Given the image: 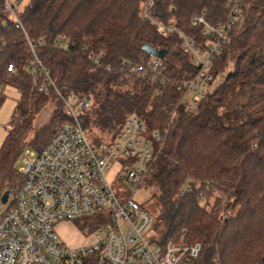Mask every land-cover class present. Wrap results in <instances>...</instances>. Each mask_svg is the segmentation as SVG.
Masks as SVG:
<instances>
[{"label": "trees", "instance_id": "1", "mask_svg": "<svg viewBox=\"0 0 264 264\" xmlns=\"http://www.w3.org/2000/svg\"><path fill=\"white\" fill-rule=\"evenodd\" d=\"M145 1L28 0L17 9V27L4 10L23 0H0V106L4 87L19 94L0 146V197L22 184L18 164L24 149L39 152L69 120L55 91L39 92L26 73V61L33 58L29 41L58 90L89 99L80 122L93 145L109 144L129 115L140 118L148 134L159 133L143 183L159 206L155 240L200 242L202 251L191 264H264V0H241V17L211 70L223 83L191 111L176 107L181 92L174 86L157 94L153 73L130 70L148 65L152 57L142 46L149 45L166 51L154 71L160 76L195 74L178 34L162 36L141 20ZM228 1L152 0L150 15L165 26L174 21L176 30L199 44L206 39L192 18L203 15L208 24H221ZM60 36L67 50L54 45ZM89 55L100 57L99 63ZM8 64L15 73L7 71ZM48 106L47 122L35 128L36 115ZM185 183L188 191L181 195Z\"/></svg>", "mask_w": 264, "mask_h": 264}, {"label": "built area", "instance_id": "2", "mask_svg": "<svg viewBox=\"0 0 264 264\" xmlns=\"http://www.w3.org/2000/svg\"><path fill=\"white\" fill-rule=\"evenodd\" d=\"M151 5L152 0L141 4V20L152 23L162 36L177 33L195 74L177 80L160 76L154 71L161 67V60L152 55L147 66L136 65L130 70L134 74L145 70L153 73L157 94L167 84L174 86L181 92L176 107L181 105L191 111L212 92L216 79L211 70L222 47L230 42L231 30L241 17L242 2L229 0L227 17L218 25L208 24L203 15L192 18L191 24L200 25L206 39L199 44L176 30L174 21L165 26L154 20ZM4 12L21 27L16 7L7 3ZM28 45L33 58L26 61V73L39 92L55 91L69 120L57 128L39 152L28 147L22 153L18 167L22 184L8 194L0 213V264H191L202 251L200 242L155 240L153 217L133 199V193L119 197L113 188L115 181L135 189L143 185L155 158V144L161 140L159 133L153 131L149 137H142L141 133L146 131L144 123L129 115L109 144L92 145L80 122V115L89 108V99L58 90L29 41ZM54 45L64 50L70 47L63 36ZM91 57L97 65L100 57ZM7 71L15 73L16 69L8 64ZM187 191L185 183L180 194ZM96 215L105 221L87 244L67 246L55 231L59 222Z\"/></svg>", "mask_w": 264, "mask_h": 264}, {"label": "rangeland", "instance_id": "3", "mask_svg": "<svg viewBox=\"0 0 264 264\" xmlns=\"http://www.w3.org/2000/svg\"><path fill=\"white\" fill-rule=\"evenodd\" d=\"M28 0H23L18 6V11H20ZM231 66L227 69L229 71ZM223 83V78L220 77L216 79L214 85L211 87V91L216 90ZM2 94L4 96V101L0 106V146L7 136L10 129V123L12 121V113L16 105L19 94L13 87L6 86L3 88ZM51 106L46 107L40 111L34 120V127L38 128L45 124L50 116ZM142 137H149L150 135L145 131L141 133ZM92 144V143H91ZM93 145V144H92ZM20 163L18 164L19 167ZM182 187V186H181ZM113 188L117 190L119 197H128L133 193V199L145 206V210L152 216L155 217L158 213L159 206L155 200L150 196V189H145L144 185H141L138 189L134 187H123L118 181H115ZM181 189V188H180ZM16 190L11 191L9 194H13ZM199 203L203 204V202ZM213 206V199L210 200V205L206 208L208 211L211 210ZM3 211L2 204H0V213ZM105 219L101 218L100 215L87 216L79 218L73 221L59 222L55 224V231L59 236L60 240L67 246H81L87 244L91 241L92 237L97 234L100 227L104 223Z\"/></svg>", "mask_w": 264, "mask_h": 264}, {"label": "water", "instance_id": "4", "mask_svg": "<svg viewBox=\"0 0 264 264\" xmlns=\"http://www.w3.org/2000/svg\"><path fill=\"white\" fill-rule=\"evenodd\" d=\"M142 50L147 53L148 55H152L156 57L157 59H163L164 55L166 54V51L161 50H155L153 47L149 45H143ZM8 198V192H4L3 195L0 197V204H5Z\"/></svg>", "mask_w": 264, "mask_h": 264}]
</instances>
